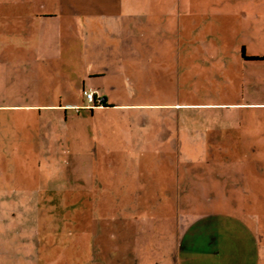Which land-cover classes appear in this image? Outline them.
I'll use <instances>...</instances> for the list:
<instances>
[{"label": "rangeland", "instance_id": "obj_1", "mask_svg": "<svg viewBox=\"0 0 264 264\" xmlns=\"http://www.w3.org/2000/svg\"><path fill=\"white\" fill-rule=\"evenodd\" d=\"M168 1L153 4V11L167 8L172 2ZM177 1L173 2L174 11L183 14L182 27L185 23L196 26L203 5H209L204 0ZM46 8L60 10L56 0H47ZM66 18L61 21L63 33L70 31L67 26L73 21ZM73 26L79 24L75 21ZM19 39L16 36L17 43ZM70 39L76 37L65 35L62 42ZM257 42L252 40L250 44ZM183 47L181 53L186 54ZM62 52L64 60L50 59L46 67H39L33 50L31 59L24 60L22 51L16 49L13 66L0 67V105L85 102L82 81L60 76L62 70L72 73L81 69L69 67L64 44ZM199 52L195 47L190 54L197 57ZM228 52L231 56L234 49ZM181 70L175 93L170 92V77L166 81V73L156 70L162 82H156L159 92L154 91V100L192 103L181 105L189 107L184 112L189 114L186 126L191 144L175 147L173 153H168L169 158H132L128 148L122 153L121 148L109 153L101 146L90 151L89 138L83 137L81 130L79 153L65 158L68 154L63 152L64 142L60 154L64 158H44L43 151L40 155L38 150L35 152L42 121L39 108L12 111L8 110L11 107L0 106V240L6 237L11 241L0 244V248L6 255L15 257L21 252L12 239L14 228L24 225L31 236V264L161 263V252L168 251L156 242L160 237L156 232L162 231L159 225L165 223V238L172 240L175 236L174 248L171 243L165 244L173 249L174 264H257L251 254L259 245L260 231L254 222L264 216V105L243 109L241 105L220 103L264 102V86L260 82L261 88H255L253 98H241L239 80L216 83L214 66L205 71L191 67L188 75L187 67L185 75L183 67ZM89 84L90 79L86 82ZM45 113L42 110L43 143L44 122L49 121L48 116L44 119ZM69 113L82 124L90 119L88 110H81L79 115ZM27 118L29 138L26 131H14L17 122ZM15 146L18 148L14 150ZM3 187H12V193L4 192ZM249 197L254 200L251 209L245 202ZM106 201L114 208L133 205L134 217H119L118 211H107ZM12 209L14 217L9 214ZM136 235L139 241H132L130 237L136 239ZM144 236L151 240H142ZM19 261L22 264V256Z\"/></svg>", "mask_w": 264, "mask_h": 264}, {"label": "crops", "instance_id": "obj_2", "mask_svg": "<svg viewBox=\"0 0 264 264\" xmlns=\"http://www.w3.org/2000/svg\"><path fill=\"white\" fill-rule=\"evenodd\" d=\"M174 1L169 0L170 5L157 12L153 11L152 5L165 0H56L60 9L56 12V8H46L47 0H0V67L13 66L16 49L22 51L24 60L31 59L33 50L37 65L46 67L50 59H63L64 44L68 57L65 60L70 63L69 67L81 68L80 71L72 73L62 70L60 76H65L69 81H82L81 96L85 102L0 105L11 107L8 110L12 111L39 108L42 121L38 127L35 152L38 150L40 155L43 151L44 158H64L60 154L63 143L66 142L63 152L69 155L65 158H71L74 153H79L80 142H83L79 138L80 130L83 137L89 138L87 145L90 151H94V148L98 150V146H101V149L109 153L110 150L121 148L122 153L128 148L127 152L132 158H169L168 153H173L175 147H189L192 139L186 126L189 114L184 112L189 107L181 105L192 103L154 100V91H158L156 89L159 86L156 82H162L157 77L156 70L166 73V81L170 77L169 82L173 83L170 92L175 93L182 67L183 75L186 72L188 75L191 67L197 66L205 71L206 68L214 66L216 83L230 81L232 84L239 80L238 95L241 98L254 97L255 88H261L258 87L261 83L264 86V78H261L264 73V59H246L242 56L241 49L244 48L247 56L264 55V0H204L209 5H203L204 11L198 14L200 19L193 27L186 23L181 26L183 14L174 11ZM64 16L66 19L71 18L73 23L76 21L79 26L76 28L71 22L67 26L71 27L70 31L63 33L61 21ZM65 35H74L76 39L68 42L64 40L63 43ZM16 36L20 38L18 43ZM252 40L261 44L257 42L252 46ZM183 44L186 54L181 53ZM195 47L200 51L197 57L190 54L191 48ZM230 48L234 49L231 56L228 52ZM26 65L29 66V63L26 62ZM186 67L188 70L185 72ZM41 73L46 75L45 71L40 70ZM89 79L90 84L86 85ZM84 90H92L96 99L102 98V103L88 101ZM104 102L106 105H103ZM220 105H241L243 109L242 106L252 109L256 105H264V102L247 101ZM42 110L46 111L44 119L46 116L49 118V121L44 122V143L40 130L43 122ZM81 110H88L90 113L87 124L79 123L77 117L69 113L74 111L79 115L82 114ZM21 122H17L14 131L20 130L24 134L26 131L29 138L30 119ZM194 140L201 141L199 138ZM17 148L15 146L14 150ZM3 188L4 192L12 193V187ZM105 193L109 195V192ZM161 194L166 193L158 192V195ZM109 202L104 204L107 211H118L119 217H134L133 210L136 209L133 205L114 208ZM245 202L248 208L253 207V197ZM9 214L14 217L15 211L12 209ZM254 223L257 231H260L257 243L259 245L251 258L254 262L257 260V264H264V216L262 220L258 219ZM8 225L7 221L4 227L7 229ZM159 227L162 231L156 232L160 235L156 242L161 243L168 253L161 252V263L159 260H152L151 264H174L176 259L173 249L165 244L171 243L174 248L175 236L172 240L165 238L168 226L164 223ZM170 232L173 234V226ZM14 234L16 235L12 241L19 245L17 248L21 252L10 257L0 248V264H20L21 256L22 264H31L29 232L25 231L24 225H20L19 228H14ZM132 237V241L139 239L137 235L136 239ZM147 238L151 240L150 236L141 239ZM6 242L11 241L2 237L0 244Z\"/></svg>", "mask_w": 264, "mask_h": 264}, {"label": "built area", "instance_id": "obj_3", "mask_svg": "<svg viewBox=\"0 0 264 264\" xmlns=\"http://www.w3.org/2000/svg\"><path fill=\"white\" fill-rule=\"evenodd\" d=\"M85 98L90 102L98 101V104L102 103V98L96 99L95 93L92 90H84Z\"/></svg>", "mask_w": 264, "mask_h": 264}, {"label": "trees", "instance_id": "obj_4", "mask_svg": "<svg viewBox=\"0 0 264 264\" xmlns=\"http://www.w3.org/2000/svg\"><path fill=\"white\" fill-rule=\"evenodd\" d=\"M241 54L246 59H264V55L263 56H247L245 54L244 48L241 49ZM103 105H106L105 102L103 103Z\"/></svg>", "mask_w": 264, "mask_h": 264}]
</instances>
